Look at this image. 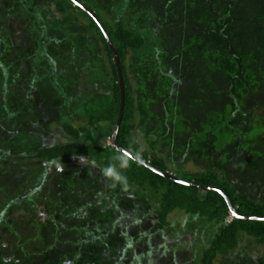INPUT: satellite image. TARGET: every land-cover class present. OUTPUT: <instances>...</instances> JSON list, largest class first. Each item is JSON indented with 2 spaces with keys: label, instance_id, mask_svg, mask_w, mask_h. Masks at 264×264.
Masks as SVG:
<instances>
[{
  "label": "trees",
  "instance_id": "1",
  "mask_svg": "<svg viewBox=\"0 0 264 264\" xmlns=\"http://www.w3.org/2000/svg\"><path fill=\"white\" fill-rule=\"evenodd\" d=\"M77 1L95 14L118 53L124 82L125 104L116 143L130 153L134 154L136 150L131 145L133 129L131 120L135 103L125 65L128 55L139 57L142 60L143 68H145L144 75H151V81L154 82L152 85L157 88V91L163 86L168 94H172L185 73L182 71V77L173 68L163 72V48L170 50L172 55L185 57L186 52L190 50L187 46L183 47L182 39L179 37L187 35L186 41L190 43L191 40L195 41L196 37L192 34L193 30L201 31L207 27L209 33L206 37L210 44L206 43V49L211 47L212 43L215 48L210 49L209 54L219 57L217 63L220 65L218 66L216 63L218 68L217 66H215L216 69L211 68L214 69L215 77H212V80L209 79L204 84L205 87L214 88L215 85L221 84L225 88L228 85L233 90L234 80L237 78L236 70L245 69V66L256 67V72H258L255 74L261 77L256 79L255 76L256 81L252 82L253 87H251L253 90L256 84L264 83V0H223L225 1L222 3L225 6V17L221 26L183 25L188 33L180 29L178 35L171 37L167 36L172 25V21H169L175 18H185V10L192 7L190 4L202 0ZM19 2L29 12L35 14L38 20L40 17L42 21L45 16H41L40 10L50 7V5H32L28 0H19ZM51 5H53L54 13L52 12L53 15L48 13L47 17H52L55 21L59 22L64 16L70 15V12H76L87 19L86 30L75 32L77 40L73 47V51L76 50L80 53L79 56L82 57V60L77 55L66 60L67 66L72 64L75 67L79 91L78 95H72L66 91L65 85L58 80V74L62 73L59 68L60 60L54 58L47 51L50 43L60 42L64 39L70 41V34L59 27L60 24L54 27L52 32H50L49 26L43 27L36 42L35 61L38 62L39 57L46 61L48 68L45 75L58 92V100L54 101V105L58 109V116L53 119L58 124V128L52 133L50 125L46 127L42 125L39 107L30 101L33 99L38 101L37 98H39L38 88H35L34 82H31V88L28 90L30 91V100L26 102V109L18 111L7 110L8 89L6 82L0 88V105L9 115L15 117L17 123L25 122L34 126L35 132L42 136H54V141L41 145L38 142H32V136L25 134L24 139L18 140L17 144L10 148L9 143L12 142L10 135L11 140L7 139L5 148L0 149V161L41 163L39 171L36 172L37 179L31 187L16 194L12 193L14 189L3 191L6 200L2 201L0 209V225L4 223V215L10 206L19 201H29L33 199L34 195H43L48 177L47 170L51 165L65 162L69 167H72L75 159L91 164L90 167L83 165L77 167L78 171L80 169L86 173L89 172L91 176L87 173L86 176H89V179L83 184L85 189H76L75 192L78 191V193L74 197L82 202L79 195L85 193L88 196L94 191V195L88 196L87 199L96 204V200L99 199L98 190L101 187L102 190L109 188L110 192L105 204L113 207V214L102 220H99L98 217L94 218L96 223L89 224L81 231L84 240L69 247L67 245L66 248H64L66 244L62 241L63 235H68L70 240H73V235L64 226L55 228L56 231L53 234L46 232L39 239L38 246L35 245L38 250L32 249L33 244L16 239L15 247L20 249L21 254L14 260L0 261V264H66L67 262H71V264H129V262L130 264H165L163 259L166 261L168 259L169 264H178L175 261L176 258L169 256V252H172L171 254L174 256L175 252L192 247V243H186L185 239L180 240L181 233L184 236L187 229L175 228L172 216L176 213L185 216V224L203 220L215 227L208 243L197 244L201 247L199 264H215L219 258L227 264H238L243 260L248 261L245 264H264V256L260 254L256 255L257 258H253L251 257L252 250H250L253 243L259 246L264 245V221L235 218L229 210L226 197L239 214L246 216L264 217V201L253 199L237 190L223 173L219 174L212 168L201 172L179 170L183 176L177 177L193 184L186 185L168 179L142 163L132 160L130 166L122 170L129 181L127 191L120 185L112 187L106 177L104 182L99 181V175L92 172L91 167L103 172L105 167L116 163L114 158L121 153L112 143L107 147L99 142L100 138L106 136L111 140L118 119L121 93L114 55L97 21L83 8L75 5L72 0H53ZM106 14L109 16L107 17ZM141 20H144L143 24L138 22ZM62 22L64 23V21ZM164 25L168 27L165 29ZM197 33L199 32L197 31ZM93 38H96L100 43L99 48L103 51L107 61L111 63L110 76L103 69L105 68L104 60L98 61L97 64L94 59V46L89 42ZM220 39L222 41H219ZM177 48L182 50L177 52ZM131 62L130 60V64ZM225 62L228 63V66L232 65V69H225ZM7 65V62L0 56V66L4 68ZM157 72L166 79L163 84H160ZM250 75L248 77H251ZM38 78L39 76L34 79ZM154 86L149 91H153L155 95ZM149 91L147 92L150 93ZM205 94L215 96L216 91L206 89ZM156 98L158 99L159 96ZM231 106L232 109L227 113L224 123L233 124L234 127L237 114L243 113L242 108L236 102H233ZM48 122L50 124V121ZM229 127L232 133L234 129L231 125ZM237 131L240 132L239 126H237ZM59 137L61 140H58ZM141 159L160 171L170 173L167 163L154 151L149 156L142 154ZM62 184L67 186L66 181H62ZM130 195L134 198L144 197L147 199V205L141 209L134 208L132 204L128 207L118 205L119 200L125 198L126 202ZM85 204L87 205V203ZM85 204H80V207L78 205L77 209L82 210L81 205L86 206ZM140 224H146V226L142 231L138 230L137 235L131 236L128 231ZM112 236L114 238L120 236L121 240L125 239V241L116 247L107 245ZM170 237L176 238L178 243L175 245V242L169 240ZM165 241L167 244L161 252L158 249L160 246H157V249L153 246V243L160 245ZM136 242L148 249L136 251L134 246ZM39 250L42 252L53 250V252L46 255V258L40 257L39 261H36L32 255H37Z\"/></svg>",
  "mask_w": 264,
  "mask_h": 264
},
{
  "label": "rangeland",
  "instance_id": "2",
  "mask_svg": "<svg viewBox=\"0 0 264 264\" xmlns=\"http://www.w3.org/2000/svg\"><path fill=\"white\" fill-rule=\"evenodd\" d=\"M28 1L32 5H50L49 8L40 10L41 16H45L43 21L40 20V17L38 20L36 15L29 12L19 0H0V56L8 64L4 68L0 66V88L6 82L8 89L7 110L18 111L26 109V102L30 100V91L28 90L31 88V82H34L35 88H38L39 98H37L38 101L36 99L30 101L38 105L42 125L45 127L50 125V129L54 133L58 128V124L53 121L58 116V109L54 105V101L58 100V92L45 75L48 68L46 61L41 57L38 62L35 61L36 42L40 37L41 29L45 26H49L50 32H52L53 28L60 24L59 27L70 34V41L64 39L60 42L50 43L47 51L54 58L60 60L59 68L62 73L58 74V80L65 85L68 93L78 95L79 82L74 71L75 67L72 64L67 66L66 60L74 55L82 60V57L79 56L80 53L76 50L73 51V47L77 40L75 32L86 30L87 19L76 12H70V15L64 16L58 22L52 17H47L48 13L52 15L54 13L53 5H51L53 0ZM223 2L225 1L202 0L191 3L192 7L185 10V18H175L170 21L167 18L169 22L172 21L167 36L178 35L180 29L187 32L184 26L190 24L198 27L221 26L225 17ZM106 16L108 17L109 14ZM138 22L143 24L144 20ZM167 27L164 25L165 29ZM208 33L207 27L201 31L193 30L192 34L196 36L195 41L191 40L193 43L186 41L187 35L179 37L182 39L183 47L187 46L190 50L186 52V58L182 55H172L170 50L163 48V72L173 68L179 75L182 74V71L185 73L184 77L181 75L183 78L174 88L172 94H168L163 86L157 91V88L152 85L154 82L151 81V75H144L145 68H143L142 60L133 55L127 56L126 71L135 103L131 120L133 125L131 145L136 152L143 149L142 154L144 155L149 156L152 151L156 152L167 163L169 172L173 175L179 176L183 171L201 172L212 168L219 174L223 173L240 192L253 199L264 201V83L256 84L253 90L252 82L255 83L256 79L261 78L260 75L255 74L258 72H256V67L245 66V69H237L234 66L237 69V78L234 80L236 87L234 86L233 90L228 85L225 88L219 83L214 88L205 87L204 84L215 77L214 69L211 68L216 69L215 66L220 65L217 63L219 57L209 54V50L215 48L212 43L211 47L206 49V43L210 44L206 37ZM89 42L94 46L96 63L98 64V61L103 59L105 62L103 69L110 76L111 63L107 61L103 51L99 48L100 43L96 38ZM179 50L182 49L177 48V52ZM226 62L224 63L225 69H232V65L228 66ZM90 72L93 74L91 70ZM37 76L39 78L35 80L34 78ZM157 77L161 81L160 84L166 81L159 72H157ZM153 86L156 89L155 95L153 91H149ZM206 89L216 91V95L205 94ZM156 96L159 98L157 99ZM233 102L242 108L243 113L237 114L234 127L233 124L224 123L227 113L232 109ZM229 125L234 129L232 133ZM237 126H239L240 132L237 131ZM25 134L32 136V142H38L41 145L54 141V136L37 134L32 125L25 122L17 123L15 117L9 115L0 105V149L5 148V141L10 139V135L12 142L9 143V146L12 148L18 140L24 139ZM58 140L61 138L59 137ZM99 142L107 147L111 145V140L107 136L100 138ZM40 165V162L33 161L22 163L0 161V209L2 201L6 200L3 191L14 189L12 193L16 194L31 187L37 179L36 172L39 171ZM81 165L91 166L80 159H75L72 167H69L65 162L51 165L47 170L48 177L43 195H34L33 199L29 201H19L6 210L4 223L0 225V261H10L19 257L21 251L15 247L16 239L33 244L32 249L38 250L37 243L46 232L53 234L56 231L55 228L64 226L73 235V240H70L68 235H63L62 241L66 244L64 245L66 248L67 245L69 247L84 240L81 231L89 224H95L94 218L98 217L99 220H102L113 214V207L105 204L110 192L109 188L102 190L101 187L98 190L97 196L100 200L96 198L98 199L96 204L87 199L88 196L94 195V191L88 196L85 193L79 195L82 202L74 197L78 193V191L75 192L76 189H85L83 184L89 179V176L86 175L87 173L90 175L89 172L86 173L80 169L78 171L77 167ZM91 171L99 175L101 183L105 181L101 170L91 167ZM61 177L63 179H60ZM62 181H66L67 186L63 185ZM118 203L120 206L127 207L132 204L134 208L141 209L147 205V199L144 197L134 198L130 195L126 202L123 198ZM80 204L86 206L81 205L83 209L78 210ZM172 217L176 229H187L184 236L179 231L181 233L180 240L185 239L186 243H192V247L175 252L174 256L171 254L172 252H169V256L176 258L175 261L178 264H199L201 247L197 244L208 243L215 227L203 220L185 224V216L182 214L176 213ZM140 225H136L133 230L128 231L129 234L135 236L138 230L142 231L146 226V224ZM110 239V241L107 240V245L115 247L125 241V239L121 240L120 236L115 238L112 236ZM169 240L175 242V245L178 243L176 238L170 237ZM167 241L160 245L153 243V246L156 247L155 249L160 246L158 249L161 252L162 249H165ZM152 242L154 241L152 240ZM134 246L136 251L148 249L138 242ZM250 250H252L251 257L253 258H257L256 255L260 254L264 256V245L259 246L253 243ZM52 252L53 250L44 252L39 250V255L32 256L36 261H39L40 257L44 259ZM163 261L166 262L165 264H169L168 259L167 261L163 259ZM246 262L248 261L243 260L238 264ZM69 263L71 264V262ZM215 264L227 263L219 258Z\"/></svg>",
  "mask_w": 264,
  "mask_h": 264
},
{
  "label": "water",
  "instance_id": "3",
  "mask_svg": "<svg viewBox=\"0 0 264 264\" xmlns=\"http://www.w3.org/2000/svg\"><path fill=\"white\" fill-rule=\"evenodd\" d=\"M73 1V0H72ZM75 5L83 8L87 13H89L98 23V25L100 26L102 32L104 33V35L106 36V39H107V42L108 44L110 45V48L113 52V55H114V62H115V65H116V70H117V73H118V77H119V85H120V93H121V100H120V106H119V111H118V119L116 121V124L114 126V129H113V133H112V138H111V143L112 145L115 146V148L122 152V151H126L125 149L121 148L117 143H116V136H117V132H118V129H119V126H120V123H121V120H122V116H123V111H124V104H125V90H124V82H123V77H122V73H121V69H120V60H119V56H118V53L115 49V47L112 45L110 39H109V36L106 32V30L104 29V27L102 26V24L99 22L98 18L95 16V14L90 11L88 8L84 7L79 1L76 0L75 2ZM130 153V152H129ZM133 160L134 157H133ZM137 162H140L142 163L143 165L149 167L150 169H152L153 171L163 175L164 177L168 178V179H172L174 181H177V182H180V183H183V184H186V185H193L192 183H188L186 181H183L181 179H179L177 176L171 174V173H167V172H163V171H160L156 168H154L153 166H151L149 163L143 161L142 159H140L139 161ZM202 188H207V187H202ZM227 199V202H228V206H229V210L231 212V214L233 215V211H235L237 213V215H233L235 218L237 219H243V220H260V221H264V217H256V216H246V215H242V214H239L236 210V208L230 203L229 199L226 197Z\"/></svg>",
  "mask_w": 264,
  "mask_h": 264
},
{
  "label": "clouds",
  "instance_id": "4",
  "mask_svg": "<svg viewBox=\"0 0 264 264\" xmlns=\"http://www.w3.org/2000/svg\"><path fill=\"white\" fill-rule=\"evenodd\" d=\"M143 149H140L136 153H129L128 151H122L114 159L116 163H112L103 169V175L111 182L112 187L120 185L125 191L129 188L128 177L124 175V169L130 166V161H139L141 159Z\"/></svg>",
  "mask_w": 264,
  "mask_h": 264
},
{
  "label": "snow or ice",
  "instance_id": "5",
  "mask_svg": "<svg viewBox=\"0 0 264 264\" xmlns=\"http://www.w3.org/2000/svg\"><path fill=\"white\" fill-rule=\"evenodd\" d=\"M73 2L75 3L76 0H73ZM233 215L235 216V215H237V213L235 211H233Z\"/></svg>",
  "mask_w": 264,
  "mask_h": 264
}]
</instances>
